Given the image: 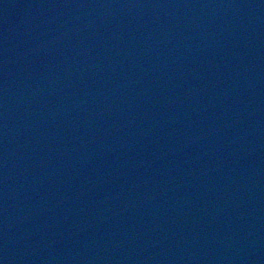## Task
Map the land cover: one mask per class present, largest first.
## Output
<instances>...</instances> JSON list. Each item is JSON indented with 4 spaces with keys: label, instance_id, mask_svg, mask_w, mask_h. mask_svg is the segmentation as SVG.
<instances>
[{
    "label": "water",
    "instance_id": "1",
    "mask_svg": "<svg viewBox=\"0 0 264 264\" xmlns=\"http://www.w3.org/2000/svg\"><path fill=\"white\" fill-rule=\"evenodd\" d=\"M0 264H264V0H0Z\"/></svg>",
    "mask_w": 264,
    "mask_h": 264
}]
</instances>
